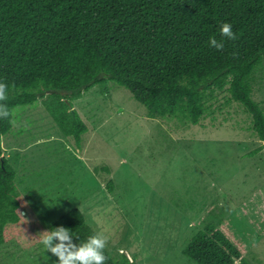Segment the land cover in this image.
I'll return each instance as SVG.
<instances>
[{
    "label": "rangeland",
    "instance_id": "rangeland-1",
    "mask_svg": "<svg viewBox=\"0 0 264 264\" xmlns=\"http://www.w3.org/2000/svg\"><path fill=\"white\" fill-rule=\"evenodd\" d=\"M252 98L264 109V62ZM73 108L87 131L63 136L40 101L12 110L2 136L38 237L72 208L108 236L106 250L138 264H196L183 254L208 222L219 223L248 264H264V142L226 91L198 124L147 117L125 87L95 85ZM111 184H110V183ZM0 264H58L39 242L14 238Z\"/></svg>",
    "mask_w": 264,
    "mask_h": 264
},
{
    "label": "trees",
    "instance_id": "trees-1",
    "mask_svg": "<svg viewBox=\"0 0 264 264\" xmlns=\"http://www.w3.org/2000/svg\"><path fill=\"white\" fill-rule=\"evenodd\" d=\"M223 23L237 39L221 36ZM212 37L223 41V50L209 46ZM263 62L264 0H0V81L9 86L11 112L0 119V246L38 238L35 221L23 213L27 200L15 169L3 155L15 107L40 101L60 133L79 145L87 126L72 102L95 85L114 82L147 117L188 124H198L215 93L226 91L264 142V109L252 98ZM218 225L208 222L197 231L183 254L196 264H248ZM60 226L76 244L97 233L78 208L46 230ZM105 255V264H138L124 252L105 249Z\"/></svg>",
    "mask_w": 264,
    "mask_h": 264
},
{
    "label": "clouds",
    "instance_id": "clouds-1",
    "mask_svg": "<svg viewBox=\"0 0 264 264\" xmlns=\"http://www.w3.org/2000/svg\"><path fill=\"white\" fill-rule=\"evenodd\" d=\"M221 36L230 40L237 39L230 23H223L220 27ZM209 46L217 51L223 50V41L215 37L209 39ZM8 84L0 81V119H9L11 112L8 104ZM39 242L44 249L58 258V264H105L107 256L105 249L108 244V236L97 232L79 244L73 243L72 232L63 227H56L42 232Z\"/></svg>",
    "mask_w": 264,
    "mask_h": 264
},
{
    "label": "water",
    "instance_id": "water-1",
    "mask_svg": "<svg viewBox=\"0 0 264 264\" xmlns=\"http://www.w3.org/2000/svg\"><path fill=\"white\" fill-rule=\"evenodd\" d=\"M128 257H130V256H128ZM130 260H131V258H129Z\"/></svg>",
    "mask_w": 264,
    "mask_h": 264
}]
</instances>
